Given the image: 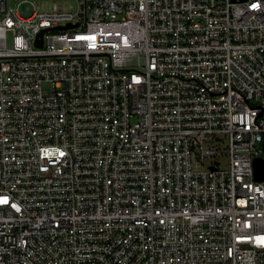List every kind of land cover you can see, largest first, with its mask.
Wrapping results in <instances>:
<instances>
[{
  "label": "built area",
  "instance_id": "1",
  "mask_svg": "<svg viewBox=\"0 0 264 264\" xmlns=\"http://www.w3.org/2000/svg\"><path fill=\"white\" fill-rule=\"evenodd\" d=\"M49 1L0 0V264H264V0Z\"/></svg>",
  "mask_w": 264,
  "mask_h": 264
},
{
  "label": "rangeland",
  "instance_id": "2",
  "mask_svg": "<svg viewBox=\"0 0 264 264\" xmlns=\"http://www.w3.org/2000/svg\"><path fill=\"white\" fill-rule=\"evenodd\" d=\"M37 3L40 5V8L43 11H50V10H52V5H53V2L52 1H49V0H38ZM60 4H61V7H63V6L68 7V5L67 4H64V2L63 3H60ZM35 8L36 7L31 2L21 3L19 5V13L21 15H23V16H28V15H31L33 13V11L35 10Z\"/></svg>",
  "mask_w": 264,
  "mask_h": 264
},
{
  "label": "water",
  "instance_id": "3",
  "mask_svg": "<svg viewBox=\"0 0 264 264\" xmlns=\"http://www.w3.org/2000/svg\"><path fill=\"white\" fill-rule=\"evenodd\" d=\"M71 25H68L67 27H70ZM66 27V28H67ZM62 28V27H59ZM45 30L40 32L37 44L39 46H42V36ZM254 167H255V177L258 180H264V158H257L254 162Z\"/></svg>",
  "mask_w": 264,
  "mask_h": 264
}]
</instances>
